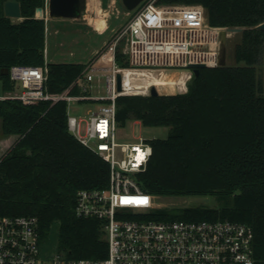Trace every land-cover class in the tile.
<instances>
[{"label": "trees", "instance_id": "trees-1", "mask_svg": "<svg viewBox=\"0 0 264 264\" xmlns=\"http://www.w3.org/2000/svg\"><path fill=\"white\" fill-rule=\"evenodd\" d=\"M5 1L0 0V132L17 140L0 158V216H36L41 245L58 222V247L66 257L104 258L108 245L101 221L78 217L74 205L78 190L108 185L110 166L69 132L65 101L26 104L7 96L17 88L12 66L45 64L46 31L44 19L35 14L45 0H18L22 20L4 15ZM157 3L200 4L210 25L243 30L233 42L234 64L201 68L186 92L116 98L118 125L137 120L169 127L166 138L150 140L147 169L136 175L140 188L155 196H213L217 201L212 207L156 208L146 218L245 223L253 230L254 264H264V87L258 72L264 31L255 28L264 21V0ZM112 56L109 48L100 62L109 65ZM114 61L128 66L120 46ZM46 64L48 93L90 95L78 83L86 64Z\"/></svg>", "mask_w": 264, "mask_h": 264}, {"label": "built area", "instance_id": "built-area-1", "mask_svg": "<svg viewBox=\"0 0 264 264\" xmlns=\"http://www.w3.org/2000/svg\"><path fill=\"white\" fill-rule=\"evenodd\" d=\"M48 1L41 7V15L35 13L44 19L45 31L49 29ZM116 3L117 0L108 2V20L119 13L113 10ZM227 28L210 25L200 4H158L157 0H143L111 43L113 50L125 38L123 53L128 66L118 67L113 53L112 75L107 79L109 93L97 98L70 95L69 90L48 93L44 86L48 73L46 49L44 65L10 68V77L17 88L8 97L26 104L39 100L65 101L69 132L109 164L108 185L78 190L74 205L78 217L101 221L108 248L106 257L101 259H71L59 253L46 259L41 251L36 216H0V264H254L253 230L245 223L228 219L146 218L153 209L162 207L156 203L157 196L140 188L136 177L147 169L152 146L150 140L142 137L136 141L123 140L116 121L118 96L149 95L153 87L150 85L144 94L129 92L123 84L126 70L138 73L182 70L188 74V85L194 76L190 66L220 65L226 47L221 34ZM233 34L237 33L228 32L226 40ZM117 74L121 75L120 90ZM78 83L86 90L82 80ZM89 100L103 102L85 115L70 114L72 102Z\"/></svg>", "mask_w": 264, "mask_h": 264}, {"label": "rangeland", "instance_id": "rangeland-1", "mask_svg": "<svg viewBox=\"0 0 264 264\" xmlns=\"http://www.w3.org/2000/svg\"><path fill=\"white\" fill-rule=\"evenodd\" d=\"M109 0H103V9L108 12ZM88 0H85L83 10L78 18L72 21H65L60 24L51 23L52 29L50 35L46 34V61L47 62H79L86 64L85 77L83 85L93 98L108 95L107 79L112 75V62L107 65L100 62L103 54L111 48V43L115 39L121 27L128 21L133 10L125 8L122 0H117L113 10H118L117 17L115 14L108 20V28L96 31L95 26L91 27L88 23L90 12L88 11ZM114 12V13H115ZM106 21V20H105ZM99 22V21H98ZM97 22V23H98ZM106 23V22H105ZM103 24V23H102ZM98 23V25H102ZM59 29V34L55 30ZM106 29V30H105ZM240 33L233 34L227 38L224 51L225 64H234L232 57L233 42L239 38ZM125 38L120 39L117 46L121 50L125 49ZM116 47H113L112 53ZM179 72V70H171ZM258 72L263 80L264 87V48L262 53V62L258 66ZM160 94L174 93L175 89L163 88L158 91ZM175 93H181L176 91ZM99 101H74L69 107L70 114L85 115L87 110H96L100 106ZM120 133L123 134V140L136 141L139 137L147 140L154 138H166L169 132L167 126H143L140 121L128 120L124 126L118 125ZM84 131V126L82 127ZM17 140V136H3L0 132V158L10 149ZM156 203L162 207H184L195 205L216 206L217 201L213 196H157ZM58 222L51 226L48 239L42 243L41 251L43 258H50L52 254L65 255L59 250L58 240Z\"/></svg>", "mask_w": 264, "mask_h": 264}, {"label": "bare ground", "instance_id": "bare-ground-1", "mask_svg": "<svg viewBox=\"0 0 264 264\" xmlns=\"http://www.w3.org/2000/svg\"><path fill=\"white\" fill-rule=\"evenodd\" d=\"M87 7L90 12L88 23L91 27L95 26L96 31L104 30L108 24L107 17L109 16V10L108 12H105L101 0H88ZM97 22L103 24L98 25ZM125 72L126 74L123 77V84L129 92L144 94L150 85H156L158 91L163 88H167L175 89V92H183L187 89L188 74L186 71L181 70L179 72H175L171 70H163L160 73H138L132 70H126Z\"/></svg>", "mask_w": 264, "mask_h": 264}, {"label": "water", "instance_id": "water-1", "mask_svg": "<svg viewBox=\"0 0 264 264\" xmlns=\"http://www.w3.org/2000/svg\"><path fill=\"white\" fill-rule=\"evenodd\" d=\"M143 0H122L123 5L129 11L134 10ZM85 0H49L48 1V17L52 19H75L78 18L83 10ZM4 15L12 19L22 20V11L21 6L18 0H6L3 3ZM37 11H42V8L39 7ZM36 11V12H37ZM256 29L264 31V21L255 26ZM243 28L241 27H229L226 31H223L221 34V42L224 45L226 41V35L228 32L231 33H240ZM225 64L224 49L222 51V57L220 60V65ZM193 69L194 76L199 74L201 68H204L205 65H192L190 66ZM8 72V69L5 70V73ZM117 85L118 90L121 89V75L117 74ZM160 94L158 90L153 86L150 89V95Z\"/></svg>", "mask_w": 264, "mask_h": 264}, {"label": "crops", "instance_id": "crops-1", "mask_svg": "<svg viewBox=\"0 0 264 264\" xmlns=\"http://www.w3.org/2000/svg\"><path fill=\"white\" fill-rule=\"evenodd\" d=\"M102 5H103V3H102ZM73 19H52V18H49V21H48V26H49V29L46 31V34H48V35H50V33H51V29H52V22L53 23H58V24H60V23H62V22H65V21H72ZM72 22H74V21H72ZM55 33H58L59 34V29H56L55 30ZM45 43H46V39H45ZM45 49H46V47H45ZM84 77H85V75H84ZM83 77V78H84ZM83 78L82 79H80V80H82V83H83ZM85 87V86H84ZM86 88V87H85ZM9 137H11V136H15V135H8Z\"/></svg>", "mask_w": 264, "mask_h": 264}]
</instances>
